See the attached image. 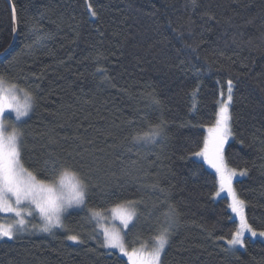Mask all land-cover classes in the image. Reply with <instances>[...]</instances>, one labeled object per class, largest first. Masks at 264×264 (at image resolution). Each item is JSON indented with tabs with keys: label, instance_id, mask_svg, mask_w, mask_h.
Instances as JSON below:
<instances>
[{
	"label": "trees",
	"instance_id": "trees-1",
	"mask_svg": "<svg viewBox=\"0 0 264 264\" xmlns=\"http://www.w3.org/2000/svg\"><path fill=\"white\" fill-rule=\"evenodd\" d=\"M11 1L19 17L18 39L0 59V74L6 84L17 83L35 97L31 118L20 126L24 166L45 179L41 162L49 153L67 157L78 143L92 140L83 147L95 153L101 171L91 174L98 187L88 207L106 212L123 201H143L128 232L129 250L152 244L147 213L166 196L178 210L179 225L164 264H264V241L246 240L235 254L223 251L227 244L219 238L230 239L237 224L228 200L214 197L219 189L214 171L193 155L208 138L205 128L215 124L221 91L226 97L231 78L233 139L225 147L226 163L248 170L234 188L246 201L248 222L264 230V0H198L195 10L188 0ZM89 4L98 18L90 16ZM189 16L195 21L191 34ZM36 20L52 39L44 48L27 50L26 25ZM13 28L11 9L0 0V56L14 42ZM177 33L184 34L182 40L173 39ZM98 52L109 81L93 75ZM182 60L183 70L176 67ZM33 73L41 78L20 79ZM147 93L160 104L148 107ZM141 117L164 122L159 143L131 142L134 130L146 128ZM129 120L137 123L129 126ZM152 184L164 193L148 187ZM87 215L85 208L65 223L83 244L67 241L63 230L55 236L27 234L0 243V264H128L100 247L102 237L91 238L95 226Z\"/></svg>",
	"mask_w": 264,
	"mask_h": 264
},
{
	"label": "snow or ice",
	"instance_id": "snow-or-ice-1",
	"mask_svg": "<svg viewBox=\"0 0 264 264\" xmlns=\"http://www.w3.org/2000/svg\"><path fill=\"white\" fill-rule=\"evenodd\" d=\"M193 10L198 6V0H188ZM12 20L15 25L19 24L16 6L10 3ZM90 16L98 18V12L88 5ZM205 16L209 20L214 16L205 12ZM189 25V34H191V25L195 23L191 16L187 18ZM172 21L169 19L167 25L171 27ZM28 27V39L30 43L25 45L27 50L44 48L47 42L52 39V33L45 31L39 20H36ZM162 26L157 25V30ZM16 27L13 28V32ZM175 33L176 29H172ZM102 35V33H101ZM183 33H177L173 39H183ZM185 47H191L185 45ZM182 49L177 48L179 54ZM195 51V49H192ZM103 53H97L93 58L97 64L93 73L95 76L100 74L102 82L109 81L108 70L99 65V61L103 59ZM196 59H199L197 56ZM185 61H180L177 68L183 70ZM35 77L22 75L20 79L25 82ZM5 80L3 74H0V213H11L15 219L12 223H0V240H14L21 233L28 230L30 221L26 217L35 219L37 216L41 221L40 224H32V228L37 229L41 233L55 236L56 231L63 230L66 233V240L74 244H83L85 241L79 234H68L69 230L65 227L64 219L66 214H71L75 210H84L87 208V219L89 222L96 220L99 222L103 219L102 210L88 207V200L92 192L98 185H94L91 181V174L101 171L95 153L89 152L84 148V144H92V140L81 141L77 144V149L68 153L67 157L53 156L48 154L42 163V171L46 174L45 179H38L32 171L24 166L23 150H24V132L18 125L25 124L27 119L31 118L34 111L35 97L26 89L19 88L17 83L11 84L5 88ZM37 88L39 85H35ZM234 81L229 78L227 80L226 98L225 92L221 91V99L219 100V108L216 113V121L213 127L208 129L209 137L205 139L203 148L193 155L203 158L218 178L219 190L215 193L217 197L221 193L226 192L231 203L228 205L231 212L239 218V225L231 233V238L226 239L220 237L227 244V248L223 251L235 254L240 249L246 248V233L250 234V238H264V230L257 231L248 222L245 208L246 201L241 199L233 187V178L237 175L246 176L248 170L244 169L237 173L236 169L229 168L224 155L225 144L228 139L233 136L232 120L233 114L231 108L234 100ZM198 88L195 90L198 92ZM18 92H23V103H21ZM148 107L158 106L159 98L154 93L146 94ZM6 113H14L15 120L8 124L5 120ZM145 121V127L134 130L131 135L133 144L155 145L159 143L165 134L164 122L151 123L146 117H141ZM129 126L137 123L129 120L126 122ZM10 129V130H9ZM79 139V138H78ZM49 143H53L52 137L48 138ZM243 143V141H241ZM97 151H100L99 149ZM128 151H131L129 148ZM78 157V159H77ZM133 164L136 162L133 161ZM153 190H159L164 193V189L158 184L148 185ZM143 203L142 200H127L116 205L112 209L115 216L121 221L124 228H129L131 224L135 227V221L139 220L137 212L138 207ZM24 206V207H22ZM150 231L154 233L150 236L152 245H142L140 249L132 248L128 250L126 243L120 231L103 227L100 230L93 229L91 238L96 239L102 237L100 247L104 249H116L122 257L128 258V264H164L163 256L167 248L170 246L172 237L177 231L179 225V213L176 206L169 202L165 196L159 204L152 205V211L147 213ZM231 219V217H229ZM250 242V239H249ZM121 257V258H122Z\"/></svg>",
	"mask_w": 264,
	"mask_h": 264
},
{
	"label": "rangeland",
	"instance_id": "rangeland-1",
	"mask_svg": "<svg viewBox=\"0 0 264 264\" xmlns=\"http://www.w3.org/2000/svg\"><path fill=\"white\" fill-rule=\"evenodd\" d=\"M4 86H5V88H7L10 85H8V84L5 83ZM17 95L19 96L21 103H23L24 93L23 92H18ZM5 120H6V123H8V124L13 123L14 120H15V114L14 113H6L5 114ZM21 125H18V127H20ZM209 128L210 127L205 128L206 137H207V135L209 137V134H208L209 133L208 132V129ZM230 139L232 140L233 137L232 138L230 137L228 139L227 143L225 144V147H227V144L229 143V140ZM224 151H226L225 148H224ZM224 155H225V152H224ZM195 158L198 159V160H201L200 157H196L195 156ZM225 161H226V157H225ZM212 170L214 171V172L213 171L212 172L215 174V170L214 169H212ZM237 173H239V172L237 171ZM237 176L233 178V187H234V184H235L236 181H239V180H241V179H243L245 177V176H239V175H237ZM214 197L216 199H219L220 197H225L228 200L229 204L231 203V200L227 196V193L226 192L221 193V195L219 197H217L216 195H214ZM22 207H24V206H22ZM84 210H75V211H72L71 214H66L65 219H64V224L66 223L67 219L74 212H80V211H84ZM231 214H232V219L235 220V222L237 224V227H238V225H239V218L236 217V215L234 213L231 212ZM245 214H246V208H245ZM102 215H103V219H100L99 222H97L96 220L91 221L94 224L95 228L97 230H100L103 227H108L109 229H116L117 231H120L121 235L124 238V241L126 243V246L128 248L129 246H128V243H127V236H128L129 230L132 228V225L130 224L129 225V228H124L123 225H122V223H121V221L115 216V214L112 211V209L109 210V211H106V212H102ZM14 219H15V217L11 213H0V223L9 224V223H12ZM26 219H28L30 221V223L28 225V230L26 232H24V233L19 234L17 236V238L20 237V236L27 235V234H32V233H37V234H42V235H49V234H46V233H41L37 229L32 228V226H31L32 224H37L38 225V224L41 223V221L39 220V217L38 216L35 219H33L32 217H26ZM249 239L252 240V241H264V238H261V237L250 238V234H247L246 233V240H249ZM4 241H13V240H7V238H5V239L0 240V243L1 242H4ZM142 245H147L150 248L152 244L151 243H146V244L143 243ZM141 246L139 248H137V249H140ZM106 250H108L110 252H113V253H117L120 256H122V254H120L118 252V250H116V249H106ZM241 250H243V249H240L238 251H241ZM124 258L128 261V258L127 257H124Z\"/></svg>",
	"mask_w": 264,
	"mask_h": 264
},
{
	"label": "water",
	"instance_id": "water-1",
	"mask_svg": "<svg viewBox=\"0 0 264 264\" xmlns=\"http://www.w3.org/2000/svg\"><path fill=\"white\" fill-rule=\"evenodd\" d=\"M6 2L8 3V5L10 7V3H12V1L11 0H6ZM14 27H16L14 42H13L12 46L3 55L0 56V59L3 58L7 53L11 52V50L15 46V42L18 39V25L14 24Z\"/></svg>",
	"mask_w": 264,
	"mask_h": 264
}]
</instances>
